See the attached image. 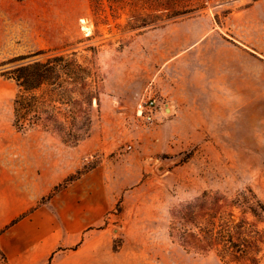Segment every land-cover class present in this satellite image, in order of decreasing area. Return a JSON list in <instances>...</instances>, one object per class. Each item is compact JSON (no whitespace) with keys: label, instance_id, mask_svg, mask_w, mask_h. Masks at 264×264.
<instances>
[{"label":"rangeland","instance_id":"obj_1","mask_svg":"<svg viewBox=\"0 0 264 264\" xmlns=\"http://www.w3.org/2000/svg\"><path fill=\"white\" fill-rule=\"evenodd\" d=\"M126 16L95 24L88 0H0V73L63 54L90 65L94 91L88 134L71 146L14 128L17 86L0 76V178L41 195L45 157L58 173L101 166L108 212L91 232L107 228L114 256L99 264H225L194 223L229 212L239 192L264 203V0L190 1L167 23L184 26L140 35L115 26ZM72 94L65 109L80 117ZM149 97L161 109L143 123L136 107ZM241 216L235 208L233 222Z\"/></svg>","mask_w":264,"mask_h":264},{"label":"trees","instance_id":"obj_2","mask_svg":"<svg viewBox=\"0 0 264 264\" xmlns=\"http://www.w3.org/2000/svg\"><path fill=\"white\" fill-rule=\"evenodd\" d=\"M95 24H107L127 14L123 26H115L134 35L175 21L190 1L199 6L201 0H88ZM126 7L129 9L126 11ZM45 51L33 55L42 54ZM0 76L12 79L17 91L12 100V125L17 130L41 127L56 132L66 145H76L88 134L90 126L93 71L79 59L58 54L46 59H29L2 71ZM72 84V89L68 85ZM76 93L82 103L81 115L66 110ZM85 170L68 175L53 191L78 178ZM229 212L209 211L198 228L201 240L215 250L225 264H260L264 250V203L249 190L239 192L231 200ZM242 216L233 222L234 209ZM21 215L20 217L24 216ZM251 218V219H250ZM1 254V253H0ZM2 258L4 256L1 254Z\"/></svg>","mask_w":264,"mask_h":264},{"label":"crops","instance_id":"obj_3","mask_svg":"<svg viewBox=\"0 0 264 264\" xmlns=\"http://www.w3.org/2000/svg\"><path fill=\"white\" fill-rule=\"evenodd\" d=\"M43 160L41 195L25 188L20 177L11 176L10 187L0 178V264H99L114 256L107 228L91 232L108 212L105 170L94 167L52 192L75 167L58 173L51 159ZM42 195L45 200L38 203Z\"/></svg>","mask_w":264,"mask_h":264},{"label":"built area","instance_id":"obj_4","mask_svg":"<svg viewBox=\"0 0 264 264\" xmlns=\"http://www.w3.org/2000/svg\"><path fill=\"white\" fill-rule=\"evenodd\" d=\"M158 105L160 104L155 98L149 97L142 99L137 103L135 112L136 118L143 123L153 122L161 109V106Z\"/></svg>","mask_w":264,"mask_h":264},{"label":"bare ground","instance_id":"obj_5","mask_svg":"<svg viewBox=\"0 0 264 264\" xmlns=\"http://www.w3.org/2000/svg\"><path fill=\"white\" fill-rule=\"evenodd\" d=\"M88 21H86L85 19H81V23H82V29L85 31V33L89 30V26L87 24ZM167 110H170L169 105L167 106Z\"/></svg>","mask_w":264,"mask_h":264}]
</instances>
